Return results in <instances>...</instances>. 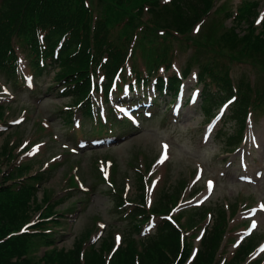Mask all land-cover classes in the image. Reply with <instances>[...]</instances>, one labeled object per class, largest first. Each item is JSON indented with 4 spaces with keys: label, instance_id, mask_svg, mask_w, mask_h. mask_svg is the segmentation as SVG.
Returning <instances> with one entry per match:
<instances>
[{
    "label": "rangeland",
    "instance_id": "374dc122",
    "mask_svg": "<svg viewBox=\"0 0 264 264\" xmlns=\"http://www.w3.org/2000/svg\"><path fill=\"white\" fill-rule=\"evenodd\" d=\"M116 1L115 7L107 0H91L95 16L110 12L126 20L134 15L139 25L148 27L156 10L155 2L145 3L144 11L137 17L138 1ZM252 1L259 4L255 21L261 25L264 0H223L216 3L190 34L180 36L171 31L177 35L170 44L175 60L170 71L160 67L159 75L179 73L187 66L191 73L183 82L184 95L177 101L174 99L173 105L169 103V95L153 92L154 81L145 89L131 84L138 88L137 96L146 94V98L155 99L151 117L146 114L132 117L126 108L118 105V96L126 94L129 83H137L128 77L132 64L136 62L143 72L148 68L140 58L143 48L140 50L138 41H134L132 47L138 56L122 71L123 79L112 81L110 102L101 93L92 96L95 113L101 115L98 120L105 126L102 135H95L99 122L83 118L78 112L75 124H66L70 114L77 111L76 99L61 94L63 88L54 79L58 68L38 75L32 70L29 58L21 53L16 75L0 72V151L6 148L13 155L3 170L8 167L14 171L13 160L16 167L27 163L33 168L30 173L38 171L42 183L31 202L39 204L50 197L51 204L57 205L55 210L65 213L63 219H58L61 226L52 227L57 248L71 250L75 239L84 234L86 237V233L91 234L88 244L96 248L108 235L118 247L130 233L140 247L155 233L163 214L173 218L182 235L198 247L204 232L211 230L223 214L228 218V226L218 264H264V107L253 111L248 118L244 142L235 151L227 136H236L238 132L235 120L231 119V107L219 104L210 108L202 104L198 96L202 86L197 84L196 77L198 67L213 62L216 57L210 45L232 25L223 14ZM172 4L177 6L178 1L173 0ZM161 24L166 26L165 22ZM131 31V27L126 31L117 27L114 37L122 38ZM148 39L153 40L150 36ZM206 41L208 46H203ZM156 48H160L157 43ZM221 64L227 65L235 82L245 79L264 87L263 69L258 63L233 57L222 59ZM99 79L101 84L104 78ZM191 94L194 101L184 104ZM104 118L107 119L103 121ZM94 139L99 140L91 146ZM79 144L88 146L80 148ZM141 187L148 205L158 209L138 234L132 225L137 223L139 215L128 216L119 210L117 194L135 203ZM166 192L170 193L169 201L164 198ZM36 211L32 209L30 216ZM243 240L245 248L241 249ZM236 249H241V253L235 254ZM46 250L42 244L37 245L29 255L37 258ZM113 254L112 250L106 254L108 262Z\"/></svg>",
    "mask_w": 264,
    "mask_h": 264
},
{
    "label": "trees",
    "instance_id": "16d2710c",
    "mask_svg": "<svg viewBox=\"0 0 264 264\" xmlns=\"http://www.w3.org/2000/svg\"><path fill=\"white\" fill-rule=\"evenodd\" d=\"M123 1L139 2L136 8L137 17L144 11L145 3L155 2L156 10L149 19L148 27L139 25L134 15H129L126 20L119 19L110 12L96 17L91 0H0V72L16 75L20 53L29 58L32 70L38 75L49 74L58 68L54 79L55 83L63 88L61 94L64 97L75 98V108L94 120L96 115L92 88L94 87L93 93L101 92L105 99L109 100L113 78L121 74L127 63L138 56L132 47V43L138 41L140 50L143 48L140 58L148 68L143 72L134 65L131 75L143 86H148L155 80L156 91L169 95L173 101L180 84L191 73L190 66H187L180 75L170 73L166 80L159 75L160 67L170 71L175 60V53L170 49L171 42L177 37L175 33L180 36L190 34L221 0H177V6L172 4L173 1L169 3H163L161 0ZM107 2L113 3L115 7L118 5L116 0ZM258 7L259 4L252 1L243 3L235 12L232 10L225 12L223 16L232 21V26L218 41L210 45L216 52L213 62L198 67L197 77L204 88L202 104L205 103L211 108L234 98L230 106L231 119L235 120L238 132L236 136L227 135L233 149L241 144L251 113L264 107V87H257L245 79L235 82L230 69L227 65L221 64V60L235 57L256 62L262 67L261 73L264 75V20L261 25H256ZM162 22H165L166 26L162 25ZM117 27L123 28L124 31L131 27L134 32L115 39ZM157 30L161 32L158 34ZM149 36L153 40L148 39ZM156 43L160 46L159 50H154L157 49ZM206 43H203V46H208ZM145 50L146 56L143 54ZM219 55L223 58H218ZM100 76L105 79L102 87L96 83ZM129 88L132 94L135 88L133 85ZM144 97L146 94L137 98ZM205 112L206 115L209 114L206 108ZM72 115L74 113L70 114L66 124L73 123ZM10 159H13L11 152H7L6 148L2 149L0 264H183L190 256L192 247L187 243L181 245L179 230L165 218L158 224L155 234L146 238L140 247L132 234H128L124 238L125 242L117 248L109 262L106 254L114 247L112 236L105 237L100 247L96 248L88 244L90 233H86V237L85 234L77 237L71 250L66 251L55 246L37 258L29 256L37 245L52 246L56 243L49 235V227L58 224V218L65 213L55 210L57 205L51 204L50 197L44 198L39 204L32 203V198L38 191L37 183L42 178L30 176L28 178L31 182L24 183L22 177L30 170L28 166H20L6 174L3 166ZM140 189L135 198L136 204H132V207L128 205L130 210L124 209L128 216L139 215L137 223L132 225L136 233L140 232L151 217L156 216L158 209L154 206L148 208L142 187ZM117 196L118 208L127 205L122 194ZM164 198L169 201L170 193H164ZM32 209L37 210L35 214L41 213V217L35 225L21 232L32 221L33 216H30ZM45 210L48 211L47 214L42 215ZM225 219L226 215H220L211 231L203 238V247L194 264L215 262L224 237ZM180 251L182 256L177 260Z\"/></svg>",
    "mask_w": 264,
    "mask_h": 264
}]
</instances>
